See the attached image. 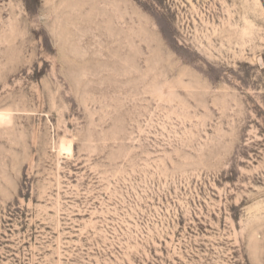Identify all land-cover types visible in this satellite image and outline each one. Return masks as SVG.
Listing matches in <instances>:
<instances>
[{
  "label": "rangeland",
  "instance_id": "obj_1",
  "mask_svg": "<svg viewBox=\"0 0 264 264\" xmlns=\"http://www.w3.org/2000/svg\"><path fill=\"white\" fill-rule=\"evenodd\" d=\"M0 264H264V0H0Z\"/></svg>",
  "mask_w": 264,
  "mask_h": 264
},
{
  "label": "snow or ice",
  "instance_id": "obj_2",
  "mask_svg": "<svg viewBox=\"0 0 264 264\" xmlns=\"http://www.w3.org/2000/svg\"><path fill=\"white\" fill-rule=\"evenodd\" d=\"M8 117L4 113H0V122L4 121Z\"/></svg>",
  "mask_w": 264,
  "mask_h": 264
}]
</instances>
